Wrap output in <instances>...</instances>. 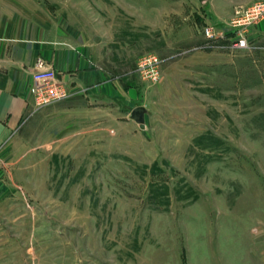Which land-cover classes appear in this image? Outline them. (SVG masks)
<instances>
[{
	"label": "rangeland",
	"instance_id": "1",
	"mask_svg": "<svg viewBox=\"0 0 264 264\" xmlns=\"http://www.w3.org/2000/svg\"><path fill=\"white\" fill-rule=\"evenodd\" d=\"M263 2L21 1L122 96L33 103L0 151V264H264V13L230 45Z\"/></svg>",
	"mask_w": 264,
	"mask_h": 264
},
{
	"label": "crops",
	"instance_id": "2",
	"mask_svg": "<svg viewBox=\"0 0 264 264\" xmlns=\"http://www.w3.org/2000/svg\"><path fill=\"white\" fill-rule=\"evenodd\" d=\"M21 1L26 0H0V151L15 137L33 108L29 86L38 58L47 61L65 87L79 96H122L111 88L90 91L89 84L96 85L93 78L97 75L93 56L52 36L50 27L37 21Z\"/></svg>",
	"mask_w": 264,
	"mask_h": 264
},
{
	"label": "built area",
	"instance_id": "3",
	"mask_svg": "<svg viewBox=\"0 0 264 264\" xmlns=\"http://www.w3.org/2000/svg\"><path fill=\"white\" fill-rule=\"evenodd\" d=\"M263 13L264 2L253 4L249 7H237L230 23V26L233 29L231 31L232 37L230 39V45L235 48L248 47L245 31L247 27L256 22ZM203 32L209 39L225 38V33L223 31L215 29L210 24L203 28ZM155 60V58L149 57L146 61L148 63H152L155 62ZM150 70L148 75L151 78H155V70ZM55 73V70L43 59H37L35 61L29 91L32 96L33 103L37 106L51 103L68 95L67 88L58 79Z\"/></svg>",
	"mask_w": 264,
	"mask_h": 264
},
{
	"label": "water",
	"instance_id": "4",
	"mask_svg": "<svg viewBox=\"0 0 264 264\" xmlns=\"http://www.w3.org/2000/svg\"><path fill=\"white\" fill-rule=\"evenodd\" d=\"M58 76V73H55ZM146 113V108L142 105L135 106L130 111V117L140 124L141 127L144 126V116Z\"/></svg>",
	"mask_w": 264,
	"mask_h": 264
}]
</instances>
